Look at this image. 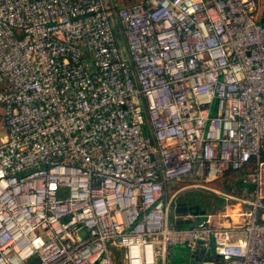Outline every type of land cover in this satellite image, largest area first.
<instances>
[{
    "label": "built area",
    "instance_id": "built-area-1",
    "mask_svg": "<svg viewBox=\"0 0 264 264\" xmlns=\"http://www.w3.org/2000/svg\"><path fill=\"white\" fill-rule=\"evenodd\" d=\"M260 11L0 0V264H264ZM225 176L226 210L176 213Z\"/></svg>",
    "mask_w": 264,
    "mask_h": 264
},
{
    "label": "rangeland",
    "instance_id": "rangeland-1",
    "mask_svg": "<svg viewBox=\"0 0 264 264\" xmlns=\"http://www.w3.org/2000/svg\"><path fill=\"white\" fill-rule=\"evenodd\" d=\"M108 1V0H106ZM143 0H117L119 6H130L138 4ZM261 2V0H260ZM237 177L227 176L220 182L204 185L208 190H188L182 193L176 200L178 204H186V206L204 205L206 216H217L226 210L229 202L224 199V195L228 192L230 185L236 186ZM213 191H218L220 195H216ZM189 224H183V227H190L198 223L197 219H190ZM189 251L184 246H173L169 249L167 256V264H182L189 259Z\"/></svg>",
    "mask_w": 264,
    "mask_h": 264
},
{
    "label": "water",
    "instance_id": "water-1",
    "mask_svg": "<svg viewBox=\"0 0 264 264\" xmlns=\"http://www.w3.org/2000/svg\"><path fill=\"white\" fill-rule=\"evenodd\" d=\"M262 17L264 19V5H263V11H262ZM205 212V208L201 205L197 206H184L179 205L176 213L180 216H185L186 214L193 216L194 218L203 215ZM191 222L190 219L184 220V221H177L176 226L182 227L183 224H189ZM212 254L206 253L204 249L196 250L193 254L189 255V259L182 263V264H214L212 261Z\"/></svg>",
    "mask_w": 264,
    "mask_h": 264
},
{
    "label": "trees",
    "instance_id": "trees-1",
    "mask_svg": "<svg viewBox=\"0 0 264 264\" xmlns=\"http://www.w3.org/2000/svg\"><path fill=\"white\" fill-rule=\"evenodd\" d=\"M227 176H225V178H226ZM224 178V179H225ZM236 185L238 186V184L236 183ZM236 189L237 188H235V186H233V185H230V187H229V189H228V192L227 193H235L236 192ZM239 190V189H238ZM181 205H184V206H186V204H184V203H182ZM201 206H203V207H205L204 205H202V204H200Z\"/></svg>",
    "mask_w": 264,
    "mask_h": 264
},
{
    "label": "crops",
    "instance_id": "crops-1",
    "mask_svg": "<svg viewBox=\"0 0 264 264\" xmlns=\"http://www.w3.org/2000/svg\"><path fill=\"white\" fill-rule=\"evenodd\" d=\"M109 2L111 1L113 4H116L117 6H119L117 0H108ZM263 5H264V0H261V16H262V11H263ZM263 18V17H262ZM262 23H264V19H262Z\"/></svg>",
    "mask_w": 264,
    "mask_h": 264
}]
</instances>
